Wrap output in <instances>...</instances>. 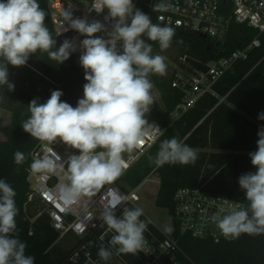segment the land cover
I'll use <instances>...</instances> for the list:
<instances>
[{
    "label": "clouds",
    "instance_id": "obj_1",
    "mask_svg": "<svg viewBox=\"0 0 264 264\" xmlns=\"http://www.w3.org/2000/svg\"><path fill=\"white\" fill-rule=\"evenodd\" d=\"M167 8L164 0L153 5L154 10L161 12ZM105 9L115 21L111 31L99 21L90 23L73 18L67 11L62 13L70 28L85 37L79 45V63L86 81L83 97L75 107L61 100L60 90H53L43 103L34 98L28 105L30 116L22 123L23 130L41 142H62L78 150L79 154H70L66 160L46 153L31 164L34 173L44 174H55L66 165L68 183L56 186L59 199L66 203L92 197L122 175L126 167L123 153L142 143L147 130L146 114L153 104L154 87L150 76H163L167 71L166 57L153 54L152 44L145 37L158 42L163 51L170 47L175 35L171 26L154 24L150 15L135 7L133 0H99L94 5L97 13ZM46 15L38 0H0V87L14 91L15 85L9 81V64L24 66L38 51L63 63L76 50L69 40L56 48L57 41L45 24ZM101 32L107 38L96 35ZM258 119L264 120V112L258 114ZM257 135V150L249 154L256 171L242 174L238 180L247 203L235 202L211 217L225 239L264 234V128ZM14 159L17 164L22 163L23 153H14ZM197 159L194 148L172 137L160 143L154 163L187 165ZM15 197L13 187L0 179V264H35V257L26 255V243L15 235L19 213ZM125 200L126 197L113 194L104 206L103 222L114 233L110 247L98 250L105 262L112 256L111 248L118 253L137 254L146 245L147 223L140 219L143 210L124 207L120 216L116 214Z\"/></svg>",
    "mask_w": 264,
    "mask_h": 264
},
{
    "label": "trees",
    "instance_id": "obj_2",
    "mask_svg": "<svg viewBox=\"0 0 264 264\" xmlns=\"http://www.w3.org/2000/svg\"><path fill=\"white\" fill-rule=\"evenodd\" d=\"M38 3L47 13L45 24L55 39L48 0H38ZM135 7L150 15L155 23V15L148 7L147 0H137ZM172 28L175 30L173 40L177 43L179 56H184L185 62L195 68H204V63L211 56L233 48V34L248 39L257 33L245 24L232 23L225 46L220 47L207 36ZM259 36L261 46L252 51L247 60L236 63L232 70L213 84V92L204 93L193 106L178 114L182 94L171 85L174 71L168 77L160 76L159 80L156 75H151V80L160 89L163 107L147 113L146 119L158 122L163 132L142 157L132 163L129 172L125 173L127 184L122 180L121 186L126 190L131 189L142 183L149 174H155L159 185L154 203L165 208L173 222V194L179 186L201 187L207 192L247 203L238 180L242 174L256 171L249 154L257 150V133L260 125H264V120L258 119V114L264 112V68L257 65L250 70L264 53V32ZM145 39L153 48L159 45ZM79 56L72 53L65 62L57 63L50 60L46 53L38 51L29 57L24 66H7L9 81L15 85L14 91H9L7 86L0 87V108L10 113L9 122L0 126L4 136L0 140V179L9 183L16 192L19 213L15 235L26 243V255L34 256L35 264H79L70 260L78 243L77 238L66 253L60 251L56 259L52 258L50 252L59 233L51 226L46 213L31 220L37 207H32L33 202H27L30 187L27 176L32 171L34 160L31 152L41 141L22 128V123L30 116L29 103L34 98L45 102L53 90L62 91L61 100L76 106L83 97V85L86 83ZM35 75L45 83L41 90L36 89L31 81ZM171 113L177 115L172 124L169 120ZM172 137L183 140L196 150L198 159L195 163L163 166L154 163L160 143ZM226 150L241 152L230 153ZM18 151L24 155L23 162L19 164L14 159V153ZM173 234L183 250V253H178L182 264H264V234H242L238 239L215 242L180 232L175 222ZM124 256L128 264H144L136 254Z\"/></svg>",
    "mask_w": 264,
    "mask_h": 264
},
{
    "label": "built area",
    "instance_id": "obj_3",
    "mask_svg": "<svg viewBox=\"0 0 264 264\" xmlns=\"http://www.w3.org/2000/svg\"><path fill=\"white\" fill-rule=\"evenodd\" d=\"M137 0H133L136 4ZM160 0H147V5L155 15V23L180 28L185 31L207 36L216 42V46L224 47L231 30V24H245L256 30V34L248 39L238 34H233L234 47L225 53L211 56L204 63V68H195L180 57L185 66L174 72L171 85L177 88L181 94V102L177 107L179 111H185L195 104L204 94L213 92V84L226 72L233 69L236 63L249 58L252 51L261 46L260 33L264 32V0H164L168 5L167 11H157L153 5ZM99 0H88L83 6L75 0H48L50 17L56 35L72 30L67 21H64L62 13L69 12L73 18H83L88 22L99 21L104 24L107 31H111L115 21L108 17L107 10L97 13L94 5ZM130 22V21H129ZM154 23V24H155ZM67 29V30H66ZM77 54H81L80 42L85 38L79 32ZM107 38L105 32H101ZM262 65L264 68V53L253 63L252 68ZM249 70V71H250ZM146 133L142 143L134 153H123L126 167L122 175L111 185H105L94 196H83L75 203H66L59 199L56 186L63 182L68 183L66 165L63 170L58 169L55 174L34 173L30 171L29 193L27 202H33L32 207H37L36 216L46 213L51 226L59 233L58 239L71 233L78 239L70 260L79 264H128L123 253H118L111 248L112 256L107 262L98 256L100 247H110L109 241L114 235L104 224L102 214L104 206L113 194L126 197L124 203L116 209L120 216L124 207L139 208L137 201L139 195L137 187L126 190L121 186L122 178L128 171L134 160L147 148H149L162 134L163 128L156 121H148ZM58 154L62 160H66L70 154H79L78 150L71 149L62 142L56 145L39 142L33 148L31 155L34 159L42 158L45 154ZM115 190L114 193L109 190ZM240 202L236 198L217 195L201 187L179 186L173 194L174 222L180 232H188L194 237L209 238L215 242L225 239L211 217L221 208L228 209L230 204ZM170 217V215H169ZM147 223V231L144 233L146 245L143 251L136 255L144 264H182L178 253H183L178 238L173 234L174 222L170 217V230L164 231L156 225L152 219L144 213L140 217ZM234 240V239H232Z\"/></svg>",
    "mask_w": 264,
    "mask_h": 264
},
{
    "label": "rangeland",
    "instance_id": "obj_4",
    "mask_svg": "<svg viewBox=\"0 0 264 264\" xmlns=\"http://www.w3.org/2000/svg\"><path fill=\"white\" fill-rule=\"evenodd\" d=\"M81 5H85L87 0H75ZM96 35H102L101 33H97ZM153 54H159L166 57V64H167V71L166 74L163 75L165 77H168L173 71L175 72L179 68H182V66H185L183 61L181 60L179 56V50L177 43L172 39L171 45L166 50H161L159 45L153 48ZM157 80L160 79V75H156ZM151 79V76H150ZM33 85L36 89L41 90L42 87H44L45 83L42 79L39 78V76L35 75L33 76L32 80ZM153 81V79H152ZM154 87L152 89V96H153V104L151 105V110L153 111L157 107L162 108L163 104L160 97V89L155 85L153 82ZM7 110L0 109V126L3 125L4 122L8 121V117L6 116ZM10 116V114H9ZM177 118L176 113H171L169 115L170 123ZM151 121H155L154 119ZM8 123V122H7ZM4 138V136L0 132V139ZM149 148L145 149L143 153H141L133 163L136 162V160L139 157H142V155L148 150ZM207 150V149H206ZM126 154H132L134 151L131 152H125ZM129 172V171H127ZM126 172V173H127ZM124 182L127 184V177L124 175L122 178ZM159 181L155 174H149L143 181L140 183V185L137 187V192L139 195V200L137 201V206L143 210V213L152 219V221L158 225L161 229L164 231H169L170 226V217L167 213V210L161 206H157L154 203V199L156 196V192L158 189ZM76 236H74L71 233L66 234L64 237L57 239V241L53 244V248L50 252V255L52 258H57L61 253H66L67 250L72 246L73 243H75Z\"/></svg>",
    "mask_w": 264,
    "mask_h": 264
},
{
    "label": "water",
    "instance_id": "obj_5",
    "mask_svg": "<svg viewBox=\"0 0 264 264\" xmlns=\"http://www.w3.org/2000/svg\"><path fill=\"white\" fill-rule=\"evenodd\" d=\"M155 24H161L160 22H156ZM76 30L72 29V30H69L67 32H64L62 34H58L56 35L55 39L57 41L56 43V46L59 47L63 42L64 40H69L71 42L74 43V45L76 46V50L73 51L72 53H78L79 51V48H78V37L79 35L76 34ZM167 264H170L168 259L165 260Z\"/></svg>",
    "mask_w": 264,
    "mask_h": 264
},
{
    "label": "crops",
    "instance_id": "obj_6",
    "mask_svg": "<svg viewBox=\"0 0 264 264\" xmlns=\"http://www.w3.org/2000/svg\"><path fill=\"white\" fill-rule=\"evenodd\" d=\"M223 98H221L220 100H222ZM1 109V108H0ZM5 113H6V116L9 118L8 119V121L7 122H9V120H10V116H9V112L7 111H5ZM7 122H4L3 124H5V123H7ZM260 128H264V125H260ZM2 139H4V138H2ZM2 139H0V140H2ZM226 152H230V153H237V152H241V151H236V150H226ZM242 152H245V151H242Z\"/></svg>",
    "mask_w": 264,
    "mask_h": 264
}]
</instances>
